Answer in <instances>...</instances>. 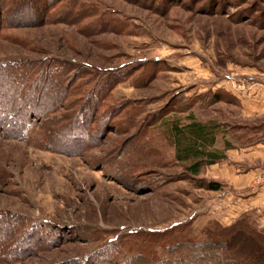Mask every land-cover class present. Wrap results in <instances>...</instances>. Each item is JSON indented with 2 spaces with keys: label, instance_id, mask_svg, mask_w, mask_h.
<instances>
[{
  "label": "rangeland",
  "instance_id": "rangeland-1",
  "mask_svg": "<svg viewBox=\"0 0 264 264\" xmlns=\"http://www.w3.org/2000/svg\"><path fill=\"white\" fill-rule=\"evenodd\" d=\"M84 1L123 27L95 32L90 25L97 16H91L77 25L9 28L0 35V65L26 61L42 70L53 59L72 62L79 67L69 74L79 75L80 82L90 80L87 91L107 70L119 68L115 76L119 73L122 80L124 71L144 60H162L164 67L145 86L129 75L114 87L102 105L115 107L116 117L100 113L93 123L86 121L92 134L101 120H109L99 139L71 142L62 137L65 127L84 128L75 119L80 107L70 101L55 115L28 117L25 140L5 134L15 123H0V219L9 216L7 223L39 228L49 238L15 264H82L90 256L96 260L94 254L102 249L108 251L102 255L106 259L113 257L108 264H141L149 248L198 244L206 239L205 230L232 225L236 236L229 247H241L250 264H264V207L244 205L237 214L231 212L230 200L220 201L218 193L231 186L214 177L211 164L195 172L193 158L180 160L171 131L177 123L182 129L193 120L209 123L215 137L206 143V152L219 157L229 147L226 126L231 146H245L264 139V116L255 117L254 129H247L249 121L233 104L165 113L159 119L155 113L173 92L209 90L228 75L248 74L264 83V0ZM168 65L174 68L165 69ZM96 96L102 92L92 102ZM122 102L123 107H116ZM128 120H133L129 126L115 125ZM210 181L220 182L222 189H207ZM13 215L22 217L18 221ZM251 234L260 239L253 241ZM160 254L162 259L179 256Z\"/></svg>",
  "mask_w": 264,
  "mask_h": 264
},
{
  "label": "trees",
  "instance_id": "trees-1",
  "mask_svg": "<svg viewBox=\"0 0 264 264\" xmlns=\"http://www.w3.org/2000/svg\"><path fill=\"white\" fill-rule=\"evenodd\" d=\"M100 10L101 9L97 8L93 3H87L84 0H0V35L6 29L22 26H42L57 23L77 25L91 16H97V19L92 21L90 25L95 32L104 31L110 27H123V25L119 24L116 20L107 18L103 14L104 12ZM79 30L82 32L81 28H79ZM25 62L26 61L18 63L8 62L0 65V100L3 104L5 103L4 106L1 105L2 102L0 104V123H15L10 125L12 129L7 128L6 132H3L9 135V138H16L18 140H25L27 137V135L24 134L26 130L24 124L28 117L36 115L37 112H42V114H38L40 117L55 115L58 108L63 107L65 101H70L72 106L76 105V107H80L78 112L74 114L78 122L77 125L82 124L84 128L79 130L78 126L73 128V125L65 127V129L60 130L62 137L66 141L70 140L71 142L80 139L86 140V136H90L91 138L94 137L95 140L96 138L99 139L103 134V129H106L104 127L109 125V120H101L99 123L100 126L92 132V134L86 121H92L93 123L94 117H97L100 113H105L106 116H111L112 119L116 117V111L113 110L115 107L112 110L104 109L102 105V103L108 100L109 94L114 87L120 81L129 77V75L133 77L135 75V82L142 83L141 86H145L152 79L157 77L159 71L164 67V62L162 60H144L138 65L124 71L123 73L125 76L121 78L122 80L118 78L119 73L118 76H115L119 68L113 71L107 70V76L100 82L94 84L90 90L87 91L86 87L90 84V80L80 82L78 81L79 75L74 76L69 74L74 69L77 71L79 67L75 66L72 62L53 59L47 62L42 70L27 66ZM166 68H169V66H165V69ZM137 73L139 74L136 77ZM98 92H102V96L100 98L96 96V102H92L94 101V94ZM218 95L219 94L214 96ZM72 97H75L74 101L71 100ZM211 99H213V97H211ZM191 102L192 101L186 100L180 96L177 103L179 107L187 108L191 105ZM125 103L122 102V104L116 107L121 108ZM102 108L104 110L101 112ZM172 108L171 104L168 103L164 109H158L155 111L156 118L159 119L163 114L171 111ZM27 110L30 115L27 114ZM163 120L164 118L162 121ZM139 121L140 120L137 122ZM145 121L146 120H144V122ZM131 122H133V120H128L123 124L116 123L115 125L124 127L129 126ZM28 123H31V120ZM55 123H57V121H55ZM56 125L57 124H54L53 127ZM174 126L176 134L180 136L184 130L179 128L178 123ZM186 129H189L190 134L195 140L198 138L204 139L206 143H211L213 141L211 129L208 128L206 130L201 128L199 122L196 120H193L191 126ZM201 129L206 130V132L204 133ZM73 130H75L74 133ZM97 130L99 134H97ZM0 132H2V129ZM52 132L54 133L52 134ZM50 133L52 137H55L57 130L52 129ZM190 144L193 147L188 145L189 148H187V144L185 143L178 145L179 151H181V154H184H182L183 156L178 154L180 160L184 161L193 158L195 163L190 168L195 172H197L198 168L204 164L205 161H207L206 163H212L216 155L208 154L206 148L203 149L201 146H198L197 141L191 142ZM205 157L209 159L206 160ZM205 185L207 189L212 191H219L223 186V184L216 181L207 182ZM13 217V219L18 220L21 219L22 216L13 215ZM9 219H11L9 216H3L0 219V262L15 264L24 261L30 250L35 251L36 245L43 243L44 239L47 240L49 238H43L44 235L39 231V228L28 230L22 222L12 220L11 223H7L10 221ZM217 228L216 231L205 230L204 232H206L207 235L206 239L200 241L198 244H196V242L193 244H189V242H179L174 245H157L149 248L141 258V264H165V262L166 264L252 263L250 258L241 256L239 251L241 247H238L237 250L229 247L234 239L233 237L236 236L233 234L236 226L232 225L224 228L219 226ZM250 238L256 242L260 239L257 234H251ZM245 240L247 239L245 238ZM23 243L27 245L24 247ZM197 250H201V253L196 252ZM162 251H168L170 254L179 253V256L174 259H162V255L160 254ZM106 252H108L106 249H102L94 254L96 260L90 256L86 259H82V264H108L107 259L111 260L113 257L106 259L105 256H102ZM132 263L137 264L134 261H132Z\"/></svg>",
  "mask_w": 264,
  "mask_h": 264
},
{
  "label": "crops",
  "instance_id": "crops-1",
  "mask_svg": "<svg viewBox=\"0 0 264 264\" xmlns=\"http://www.w3.org/2000/svg\"><path fill=\"white\" fill-rule=\"evenodd\" d=\"M168 66L174 68V66ZM217 94L219 95L214 96ZM180 96L186 100L192 101L191 105L187 108L179 107L177 102ZM211 97H213V99H211ZM225 101L228 103H225ZM168 103H170L173 108L167 114H170V112L190 113L194 111V109H201L202 111L219 105L227 106L228 104H233L235 107H238L242 117L249 121V125H246V128L248 129L251 127V129H254L252 121H254L255 117L264 116V83L263 81L255 80L252 75L248 74L228 75L227 80H222L220 83L218 82L217 86L209 90L192 94L183 89L175 91L169 95L167 99V104ZM189 123L190 124H187L186 128L191 126L192 122ZM199 126L206 130L211 127L209 123L205 122H200ZM226 127L227 128L224 130L229 131V138H227L229 147H226L227 149L223 147L224 154L221 157L216 156L212 163H206L207 161H205V164H211L214 177L218 180H223V184H226V187L230 188L231 186L232 188L230 190L226 188L224 191L218 192L220 194L219 197L222 198L220 201L230 200L228 205L230 206L231 212L234 214L240 212V207L244 205L251 208L262 209L264 207V183L258 184L257 180L264 178V139L256 142L250 141V143L245 146H239L237 148L235 146L232 147V132L230 126ZM233 127L234 129H238V125H233ZM185 129L183 128L184 132L178 136L179 134H176L175 126L171 125V131H173L175 137L173 144L178 154H181V151L178 149V145L181 143L187 144V148H189V146L193 147L190 144L191 142L197 141L198 146H201L203 149L206 148V150L208 149L204 139L198 138L195 140L190 134L189 129ZM204 129H201V131L205 133L206 130ZM212 134L214 139L215 134ZM234 138L235 140L236 138L238 139L237 135ZM219 204H221V202Z\"/></svg>",
  "mask_w": 264,
  "mask_h": 264
},
{
  "label": "built area",
  "instance_id": "built-area-1",
  "mask_svg": "<svg viewBox=\"0 0 264 264\" xmlns=\"http://www.w3.org/2000/svg\"><path fill=\"white\" fill-rule=\"evenodd\" d=\"M260 181H264V178H263V179H260V180H257L258 183H259Z\"/></svg>",
  "mask_w": 264,
  "mask_h": 264
}]
</instances>
